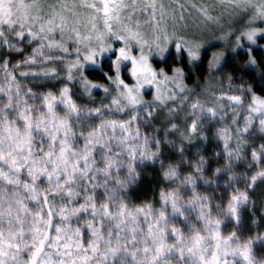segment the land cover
Instances as JSON below:
<instances>
[{
  "label": "snow or ice",
  "instance_id": "snow-or-ice-1",
  "mask_svg": "<svg viewBox=\"0 0 264 264\" xmlns=\"http://www.w3.org/2000/svg\"><path fill=\"white\" fill-rule=\"evenodd\" d=\"M190 6L201 31L221 25L224 16L233 21L226 32L221 25L216 39L236 56L243 51L250 70L260 67L253 53L264 48V0ZM177 8L179 15L158 0H0V50L4 57L22 54L14 64L0 59V264H264L254 253L264 236L244 239L239 231L250 191L264 183V95L234 89L229 76L227 92L203 101L195 96L184 131L169 121L179 144L167 139V130L163 142L155 134L141 139L142 111L145 123L161 105L176 116L168 102L183 94L184 107L193 95L185 64L197 67L208 56L210 74L224 66V51L208 55L220 43L178 31L188 8ZM138 13L149 17L148 29ZM60 66L68 83L58 94L29 86L59 79ZM101 92L111 103L89 107L74 98ZM150 93L154 103L144 100ZM205 124L210 136L201 132ZM196 136L217 144L214 167L199 150L195 159L185 156L183 141L190 145ZM162 143L178 160L162 158ZM145 162H159L168 182L158 208L155 200H129L140 178L137 165ZM241 162L253 171L239 172ZM224 174L223 188L231 191L217 198ZM226 221L235 222L227 235Z\"/></svg>",
  "mask_w": 264,
  "mask_h": 264
},
{
  "label": "trees",
  "instance_id": "trees-1",
  "mask_svg": "<svg viewBox=\"0 0 264 264\" xmlns=\"http://www.w3.org/2000/svg\"><path fill=\"white\" fill-rule=\"evenodd\" d=\"M26 54H30V46L23 45ZM210 56V52L208 54ZM253 55L257 59L258 65L260 67L257 70H250L246 67L247 62V55L244 54L242 51L239 56H231L228 57L224 62V66L218 72L219 83H220V90L224 92L228 91L229 87V80L228 77H232V87L234 89L243 86L244 88L251 87L254 89L257 95H264V48H257ZM235 57V58H234ZM7 58L11 60L14 64L18 59L22 58V54L13 52L10 56L4 57L3 50H0V59ZM171 64V62H169ZM208 56H206L201 64L197 67L188 68L185 64V72L187 75V79L185 80V85L190 87L195 84L196 79L198 82L203 83L209 78L208 74ZM158 69L160 66H156ZM24 70V69H21ZM60 72V71H59ZM63 73L60 72L59 79L51 80L43 82L42 84L33 85L30 84L29 86L33 88V91L41 92V91H56L58 94V89L62 87L64 84H67L68 81L66 80V76L62 75ZM17 77L20 79H24L19 77V71L16 73ZM93 79H98L96 77H90ZM31 79V78H29ZM202 84V85H203ZM79 90L78 85L73 89L74 93ZM221 92V91H220ZM78 103H83L89 107H100L101 105L98 103L101 99L104 98V94L98 93L93 97L89 98L87 96H74ZM105 103H111L110 98L105 99ZM184 114L178 112V115L172 116L169 113L168 109H160L157 108L153 111V118H151L150 123H145L146 120L149 119L147 110H144L140 114L139 120V127L141 132V139H143L144 135L147 134L149 139L151 140L153 134H155L158 138H160L163 142L165 137V131H169V135L167 139L175 141L177 144L181 142L180 132H173L170 131L171 125L169 121H173L179 125L180 131H184ZM117 119L123 118L128 119L129 117L124 115H118ZM98 122V121H97ZM137 127V124H133V129ZM210 125L205 124L204 127L201 129L203 134H210L208 133V128ZM254 141H259V134L252 138ZM185 144V156L195 159L197 155V150H199L200 154L204 155L205 157L209 158L213 167L215 166V159L211 156L213 150L217 149V144L214 141L209 139V142L205 143L200 139L199 136L193 138L192 143L189 145L188 142L185 140L183 141ZM251 143V141H250ZM155 151V148L152 149ZM162 158L165 161H173L175 162L178 160V153L174 151L167 143H162ZM139 159V158H137ZM251 160L249 155L248 161ZM145 165H137V171L139 173V180L132 185L129 193V200L135 204L141 203H148L152 201H156L155 206L158 208L159 205V193L162 188H165L168 182L164 179L162 175V170L160 168L159 162L156 163L155 166L151 164V162H145ZM221 163L223 161L221 160ZM239 172H248L249 174L251 171L247 167V162H241L238 165ZM227 180V175L224 174L219 181L220 188L214 189L216 192L217 198L224 193L225 197L227 196V192H230L231 189L225 191L223 185ZM239 187L241 190L244 189L245 184L243 180L239 181ZM203 191V189H202ZM250 200L249 204L241 209V220L242 224L240 227V234L242 238L248 239L253 238L259 234L264 236V183L257 182V186L254 190H251L249 193ZM215 203V200H214ZM256 223H253V221ZM180 227L181 225H177ZM235 222L234 221H226L225 224L222 226L224 234L227 235L231 231L234 230ZM85 243L87 242L88 237L85 238ZM254 253L259 260H264V243H260L257 241L254 244Z\"/></svg>",
  "mask_w": 264,
  "mask_h": 264
},
{
  "label": "rangeland",
  "instance_id": "rangeland-1",
  "mask_svg": "<svg viewBox=\"0 0 264 264\" xmlns=\"http://www.w3.org/2000/svg\"><path fill=\"white\" fill-rule=\"evenodd\" d=\"M49 2H56V0H49ZM159 3H162L165 5L166 8H168L169 6H171L172 8H176V12L177 15H179V9L177 8V3H183L185 4V6L188 8V11H186L184 13L186 20L184 23H182L180 25V27L178 28V31L181 34H185L188 35L189 37L192 36L193 34H196L197 36L202 35L205 38H210L213 39L214 42L216 43H220L221 47L219 48H213L210 50V54L211 51H224L226 53V57L225 60L228 57L234 56L235 53L232 52L231 46L219 41L218 39H216L217 37H219L220 35H222L221 32V25L223 26V31L226 32L228 31L229 27L232 25L233 21H230L229 18L227 16H224L221 19V25H216V24H210L208 25L207 29L204 31H201V29L203 28V25L201 24V18L199 17V14L195 11V9L191 8V4L195 3L197 5L200 4H212V3H216V0H158ZM189 13H191V15H189ZM214 15L219 16L220 15V11L219 9H217L216 12L213 13ZM136 19H139L140 23L142 24V26L145 29H148V24L145 23L146 20L149 19V17L138 13ZM171 23V22H169ZM187 25V27H185L184 25ZM199 26V27H198ZM236 27L239 28V24H236ZM171 30V28H170ZM25 46H28V44H24ZM30 52H31V46H30ZM224 61H222L223 64ZM38 70V69H37ZM58 70L60 72H62L63 76H66L65 72L62 69V66H60L58 68ZM157 70H159L157 68ZM208 76L209 78L203 83L198 82V80L196 79L195 84L193 86H186L188 89H193V95L185 102L184 107L180 106V98L182 97L183 94H179L178 98L176 101H169L168 103L170 105H173L177 108L178 112L182 113L185 115L188 106H190V104L193 102V99L195 98L196 95H199V97L201 98V100H206V99H213L214 97L212 96V93L214 92L217 96L220 94V83H219V79L218 77H216V75H218V73H209L208 70ZM214 77V78H213ZM203 84V85H202ZM154 93V90H153ZM144 100L146 103H154L153 101V94H149L147 96L144 97ZM223 103L225 105H227L228 101L225 100L223 101ZM160 109H168L166 107H164L163 105L159 106ZM232 113L229 112V120L228 123H230V117H231Z\"/></svg>",
  "mask_w": 264,
  "mask_h": 264
},
{
  "label": "flooded vegetation",
  "instance_id": "flooded-vegetation-1",
  "mask_svg": "<svg viewBox=\"0 0 264 264\" xmlns=\"http://www.w3.org/2000/svg\"><path fill=\"white\" fill-rule=\"evenodd\" d=\"M129 2H130V0H129Z\"/></svg>",
  "mask_w": 264,
  "mask_h": 264
}]
</instances>
